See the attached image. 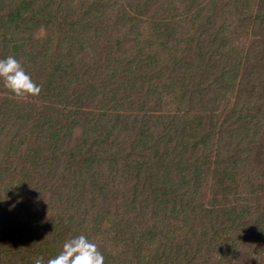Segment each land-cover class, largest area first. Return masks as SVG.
I'll return each mask as SVG.
<instances>
[{
    "label": "trees",
    "instance_id": "obj_1",
    "mask_svg": "<svg viewBox=\"0 0 264 264\" xmlns=\"http://www.w3.org/2000/svg\"><path fill=\"white\" fill-rule=\"evenodd\" d=\"M0 264H264V0H0Z\"/></svg>",
    "mask_w": 264,
    "mask_h": 264
},
{
    "label": "rangeland",
    "instance_id": "obj_2",
    "mask_svg": "<svg viewBox=\"0 0 264 264\" xmlns=\"http://www.w3.org/2000/svg\"><path fill=\"white\" fill-rule=\"evenodd\" d=\"M43 34L42 31H38V36H41Z\"/></svg>",
    "mask_w": 264,
    "mask_h": 264
}]
</instances>
